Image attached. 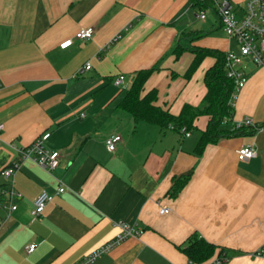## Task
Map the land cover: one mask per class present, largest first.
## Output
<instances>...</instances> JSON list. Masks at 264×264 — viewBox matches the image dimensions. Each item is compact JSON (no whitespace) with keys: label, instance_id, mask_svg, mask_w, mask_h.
Listing matches in <instances>:
<instances>
[{"label":"crops","instance_id":"1","mask_svg":"<svg viewBox=\"0 0 264 264\" xmlns=\"http://www.w3.org/2000/svg\"><path fill=\"white\" fill-rule=\"evenodd\" d=\"M196 9L193 0H0V170L17 156L10 142L27 146L47 132L43 144L61 152L51 171L24 160L9 178L0 174V264H74L112 239L120 220L141 234L91 264H198L182 250L193 233L231 253L225 264H250L263 248L264 128L222 137L196 154L207 116L195 119L188 136L132 116L122 123L123 90L135 72L154 65L143 93L156 89V104L174 115L185 103L200 104L215 57H203L185 78L193 50L224 53L233 42L214 14L201 20ZM81 27L93 28L89 39L74 38ZM69 38L70 45L59 46ZM87 61L90 68L80 71ZM119 74L124 88L113 83ZM232 104V120L264 122V67L247 62L246 83ZM111 133L121 140L108 151ZM247 144L256 155L238 160L236 150ZM58 180L64 191L32 218L35 196L54 193ZM162 205L169 212L160 214ZM30 243L36 246L26 252Z\"/></svg>","mask_w":264,"mask_h":264},{"label":"built area","instance_id":"2","mask_svg":"<svg viewBox=\"0 0 264 264\" xmlns=\"http://www.w3.org/2000/svg\"><path fill=\"white\" fill-rule=\"evenodd\" d=\"M203 7L194 11V16L198 19H205L208 12H212L222 28L228 39L233 42V46L228 48L224 52L223 68L225 75L231 79L233 83V89L230 94V101H232L247 79V62L252 63L258 67H264V0H244L241 5H234L231 0H199ZM130 27V24H126L121 30L113 34L110 38V42L117 41L123 31H126ZM93 33L92 27H81L75 34L74 38L80 40H86L91 37ZM71 38L60 42L59 46L64 48L70 45ZM90 62L87 61L82 70L90 68ZM113 83L120 87H125V77L123 74H119L114 78ZM1 86V84H0ZM225 123V121H222ZM232 123L235 127H257L256 123L252 121L250 117H244L241 120L234 121ZM262 128V127H260ZM3 129V123H0V132ZM259 129V128H258ZM179 130L188 136L189 131L184 127H180ZM48 136L45 132L35 138L29 145L16 147L12 142L8 145L17 153L14 160L11 161L9 166L0 170V174L4 178H9L18 167L20 162L24 160H30L40 167L51 171L59 165L61 152L58 149H51L43 144V140ZM121 140V136L118 133L109 134L104 142L108 151H113L115 145ZM1 144V138H0ZM238 160H248L256 155V150L253 145H243L236 150ZM65 185L61 180H58L54 193L49 192L46 189H41L33 200V207L30 210L32 218H36L41 215L46 204L52 199L54 194H60L64 191ZM16 198L20 197V193L12 192ZM12 205L11 208H15ZM168 206H159V213L165 214L169 212ZM115 225L120 228V231L106 243L102 244L98 248L93 249L89 253L82 256L74 264H91L102 253L108 251L123 239L129 236H139L142 232L140 227L135 224H129L124 221H115ZM35 243L27 244L24 248L26 252H32L35 248ZM264 249L260 248L256 252L257 255L263 256ZM228 261V257L225 253L219 256H214L203 264H225Z\"/></svg>","mask_w":264,"mask_h":264},{"label":"trees","instance_id":"3","mask_svg":"<svg viewBox=\"0 0 264 264\" xmlns=\"http://www.w3.org/2000/svg\"><path fill=\"white\" fill-rule=\"evenodd\" d=\"M193 5L199 9L203 7L199 0H193ZM180 49V47H176ZM194 57L184 73L189 78L200 64L203 57L213 55L214 63L209 66L203 76L206 92L199 105L193 106L185 103L180 111L174 115L168 109L162 108L157 101V90L152 88L143 93V86L149 75L156 69L157 65L143 68L135 72L129 87L123 90V95L118 102V107L129 113L134 122L144 121L157 125L161 130L172 127L178 130L184 127L185 130L195 129L194 121L198 116H207L204 130L200 131L199 138L194 147L196 154H201L204 147L209 143H215L222 137L243 135L252 133L258 128H264V122L256 123L255 127H235L232 123L233 104L230 101V94L233 83L224 72V53L218 50L207 48L194 49ZM225 121V123H222ZM188 175L174 178L170 195H174L184 184ZM182 250L191 263H203L214 256L226 253L222 247L208 242L197 234L193 233L186 239Z\"/></svg>","mask_w":264,"mask_h":264},{"label":"rangeland","instance_id":"4","mask_svg":"<svg viewBox=\"0 0 264 264\" xmlns=\"http://www.w3.org/2000/svg\"><path fill=\"white\" fill-rule=\"evenodd\" d=\"M210 17H212L213 16V13L212 12H209V14H208ZM197 24H199V23H197ZM219 33H220V35L222 34V32L221 31H219ZM125 86H126V84H125ZM121 112V111H120ZM123 113V112H122ZM124 114H126L125 116H122L121 117V119H123V121H122V123L123 124H126V122H125V119H126V116H127V118L129 117V120H130V118H131V115L129 114V113H126V112H124L123 113V115ZM128 128H130V125H126V130L128 129ZM125 130V131H126ZM263 249H264V246H263ZM227 255H229V257L232 255L231 253L229 254L228 252H227ZM258 256L257 255H254V254H252L251 255V258L253 259V261L250 263V264H264V253H263V256L261 257V261H257V260H254L255 258H257Z\"/></svg>","mask_w":264,"mask_h":264}]
</instances>
